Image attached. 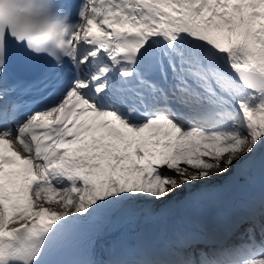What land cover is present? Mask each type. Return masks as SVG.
<instances>
[{"label": "snow or ice", "instance_id": "snow-or-ice-1", "mask_svg": "<svg viewBox=\"0 0 264 264\" xmlns=\"http://www.w3.org/2000/svg\"><path fill=\"white\" fill-rule=\"evenodd\" d=\"M241 180L211 233L96 250ZM0 264H264V0H0Z\"/></svg>", "mask_w": 264, "mask_h": 264}, {"label": "bare ground", "instance_id": "bare-ground-1", "mask_svg": "<svg viewBox=\"0 0 264 264\" xmlns=\"http://www.w3.org/2000/svg\"><path fill=\"white\" fill-rule=\"evenodd\" d=\"M225 183L227 184V182ZM233 190H235V192H232ZM237 192L239 193L237 200L235 199V201H233L231 196L237 195ZM260 194L261 186L259 180L254 184H250L248 187L245 181L241 180L239 183L227 186L223 191L206 196L199 201H192L186 195L181 196L177 201L166 206L165 211L157 209L151 215L147 216L165 215L169 218L171 227L175 228L177 224L189 225L191 228H198L200 232L211 233L220 223L239 215L244 205L253 198H258ZM227 198L230 199V201H228ZM210 203L212 204L207 207ZM239 204H242V206L239 207ZM192 205H194L195 208H191ZM140 215L143 214H138L136 217ZM136 217L132 219H136ZM120 219L121 218L115 220L112 224ZM112 224L103 226L101 234H105L107 232V227ZM178 235L182 234L177 229L176 238Z\"/></svg>", "mask_w": 264, "mask_h": 264}, {"label": "rangeland", "instance_id": "rangeland-1", "mask_svg": "<svg viewBox=\"0 0 264 264\" xmlns=\"http://www.w3.org/2000/svg\"><path fill=\"white\" fill-rule=\"evenodd\" d=\"M246 184H247V187L250 185L249 183H247V182H245ZM232 192H235V190H233ZM237 196H238V194L237 195H234V196H231V197H233V201H235V199H237ZM232 201V200H231Z\"/></svg>", "mask_w": 264, "mask_h": 264}]
</instances>
